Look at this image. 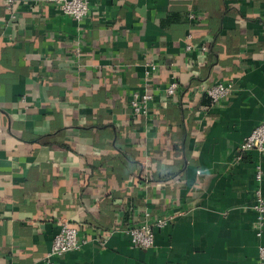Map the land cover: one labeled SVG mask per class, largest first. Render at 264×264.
I'll use <instances>...</instances> for the list:
<instances>
[{"label": "crops", "instance_id": "obj_1", "mask_svg": "<svg viewBox=\"0 0 264 264\" xmlns=\"http://www.w3.org/2000/svg\"><path fill=\"white\" fill-rule=\"evenodd\" d=\"M34 1L0 0V264H51L61 221L85 243L54 264H264V158L238 153L264 121V0H91L101 21Z\"/></svg>", "mask_w": 264, "mask_h": 264}, {"label": "built area", "instance_id": "obj_2", "mask_svg": "<svg viewBox=\"0 0 264 264\" xmlns=\"http://www.w3.org/2000/svg\"><path fill=\"white\" fill-rule=\"evenodd\" d=\"M17 0H7V4L11 10L16 6ZM35 8L40 9L43 5L54 7L60 14L70 17L76 21L84 19H93L94 13L97 16L95 20L104 19L103 13L98 6H92L91 0H35L33 2ZM190 49V47H189ZM203 51L207 47H202ZM147 75H151L156 70L155 65L148 66ZM179 89L177 81H172L165 89L167 98L174 97ZM205 94L211 98L214 103H218L228 98L233 92L232 83L217 82L210 88L206 89ZM153 93L144 92L143 94H135L132 100V107L135 114L139 115L147 113L148 104L153 100ZM258 152L264 158V121L256 126L252 132L243 140L238 148L239 156L242 154ZM262 169L259 166L257 171V181L262 180ZM252 209L256 213L254 229L257 237H261L264 233V195L260 189L254 191V200ZM147 218L150 214L146 215ZM169 219L166 217H156L152 223L145 222L139 226H134L126 230L130 237L131 244L134 248L150 249L154 247L156 241V231L165 227ZM85 240L80 236V229L69 221H61L58 232L56 233L51 249L47 255V261L53 263V260L70 251L80 250L84 246ZM260 262L264 263V247L259 248Z\"/></svg>", "mask_w": 264, "mask_h": 264}, {"label": "trees", "instance_id": "obj_3", "mask_svg": "<svg viewBox=\"0 0 264 264\" xmlns=\"http://www.w3.org/2000/svg\"><path fill=\"white\" fill-rule=\"evenodd\" d=\"M209 51H210V54H212V56H213V55H214L213 46H211V47L209 48Z\"/></svg>", "mask_w": 264, "mask_h": 264}]
</instances>
